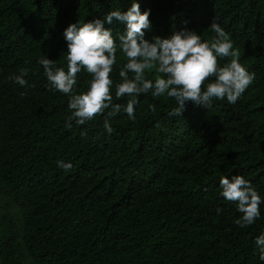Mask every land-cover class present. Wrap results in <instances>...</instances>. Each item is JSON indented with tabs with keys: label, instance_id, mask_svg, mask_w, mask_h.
<instances>
[{
	"label": "trees",
	"instance_id": "obj_1",
	"mask_svg": "<svg viewBox=\"0 0 264 264\" xmlns=\"http://www.w3.org/2000/svg\"><path fill=\"white\" fill-rule=\"evenodd\" d=\"M132 2L0 0V199L15 208H0V264H264L255 244L264 203L241 228L219 185L242 175L264 200V0H136L150 10L148 40L183 28L207 40L213 19L223 27L254 74L236 103H188L183 117H169L174 99L141 94L130 120L128 97H115L125 63L118 49L111 77L121 111L65 127L70 97L50 90L38 59L67 70V26ZM104 26L117 42L127 30L115 18ZM21 68L29 69L27 88L10 79ZM90 79L78 73L77 94Z\"/></svg>",
	"mask_w": 264,
	"mask_h": 264
},
{
	"label": "clouds",
	"instance_id": "obj_2",
	"mask_svg": "<svg viewBox=\"0 0 264 264\" xmlns=\"http://www.w3.org/2000/svg\"><path fill=\"white\" fill-rule=\"evenodd\" d=\"M150 10L141 12L139 3L133 0L131 7L121 12L109 11L104 19L96 18L87 22L71 23L64 30L67 41V70L58 67L56 60L42 56L37 63L44 69L50 90L70 97L68 108L71 115L65 127L71 128V121L78 125L94 119L111 109L109 115L115 116L122 105L113 103L114 81L111 77L113 66L117 62L118 49L124 53L125 63L119 69L120 81L115 83L117 100L128 97L123 110L130 120L135 121V106L141 94H151L153 98L167 96L174 99L176 106L169 111V117H183L188 103L209 108L214 100H227L234 104L247 87L253 82L254 74L249 73L240 63V52L234 48L229 34L213 19L210 24L212 38L204 40L194 29L173 30L166 37L145 38L150 30ZM126 23L125 34L117 39L111 28L113 19ZM220 58H230L221 65ZM82 70L91 76L88 90L77 94V76ZM28 68H21L19 75L11 76L13 82L27 88L24 77ZM154 74L155 78H150ZM207 81V83H205ZM25 93H21V96ZM153 113L154 105L149 106ZM105 130L110 134L112 125L106 118ZM58 167L70 170L71 163L58 162ZM221 195L227 201L236 204L241 213L234 223L241 228L253 225L260 218V205L264 203L261 195L251 182L242 175L221 177L219 180ZM222 213L221 208L216 209ZM264 261V232L255 239Z\"/></svg>",
	"mask_w": 264,
	"mask_h": 264
},
{
	"label": "rangeland",
	"instance_id": "obj_3",
	"mask_svg": "<svg viewBox=\"0 0 264 264\" xmlns=\"http://www.w3.org/2000/svg\"><path fill=\"white\" fill-rule=\"evenodd\" d=\"M0 208L1 210H6V209H9L11 210L12 212L15 211V208L12 206L11 203H9L6 198L3 199V197L1 196V199H0Z\"/></svg>",
	"mask_w": 264,
	"mask_h": 264
}]
</instances>
